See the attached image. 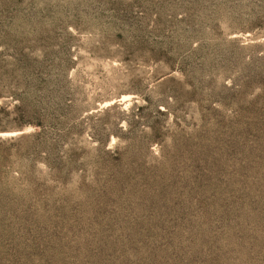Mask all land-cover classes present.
<instances>
[{
    "label": "rangeland",
    "instance_id": "rangeland-1",
    "mask_svg": "<svg viewBox=\"0 0 264 264\" xmlns=\"http://www.w3.org/2000/svg\"><path fill=\"white\" fill-rule=\"evenodd\" d=\"M0 264H264V0H0Z\"/></svg>",
    "mask_w": 264,
    "mask_h": 264
},
{
    "label": "trees",
    "instance_id": "trees-1",
    "mask_svg": "<svg viewBox=\"0 0 264 264\" xmlns=\"http://www.w3.org/2000/svg\"><path fill=\"white\" fill-rule=\"evenodd\" d=\"M71 110H72V105H67L66 101H65V97H61V106H60V110L59 111H60V113L62 115H64L63 118H65V119L69 118L70 114H68V113ZM35 125L39 126V125H41V123L37 122ZM38 134H40V133H38Z\"/></svg>",
    "mask_w": 264,
    "mask_h": 264
}]
</instances>
